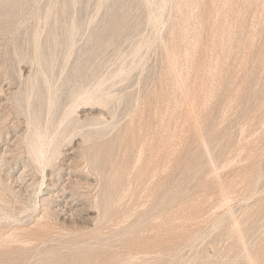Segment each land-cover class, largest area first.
I'll return each instance as SVG.
<instances>
[{
	"label": "rangeland",
	"instance_id": "rangeland-1",
	"mask_svg": "<svg viewBox=\"0 0 264 264\" xmlns=\"http://www.w3.org/2000/svg\"><path fill=\"white\" fill-rule=\"evenodd\" d=\"M82 263L264 264V0H0V264Z\"/></svg>",
	"mask_w": 264,
	"mask_h": 264
},
{
	"label": "bare ground",
	"instance_id": "bare-ground-1",
	"mask_svg": "<svg viewBox=\"0 0 264 264\" xmlns=\"http://www.w3.org/2000/svg\"><path fill=\"white\" fill-rule=\"evenodd\" d=\"M90 1V0H89ZM93 1V0H92ZM115 3V1H114ZM118 3V2H117ZM112 4V2H111ZM181 4V3H180ZM104 5V4H103ZM58 6V5H57ZM74 7V6H73ZM225 7V6H224ZM263 7V6H262ZM68 8V7H67ZM111 8V7H110ZM109 8V9H110ZM98 9V8H97ZM108 9V10H109ZM56 10V9H55ZM49 11V10H48ZM40 12V11H39ZM119 13V12H118ZM8 14V13H7ZM47 14V13H46ZM107 14V12H106ZM123 14V13H122ZM177 14V13H176ZM83 15V14H82ZM98 15V14H97ZM99 16V15H98ZM75 17V16H74ZM65 18V17H64ZM94 18H96V16H94ZM123 18V17H122ZM46 19V18H45ZM93 19V18H92ZM91 19V21H92ZM152 19V18H151ZM40 20V19H39ZM82 20V19H81ZM153 20V19H152ZM44 21V20H43ZM48 21V20H47ZM46 21V22H47ZM66 21V19H65ZM68 21V20H67ZM94 21V20H93ZM104 21V19H103ZM40 22V21H39ZM56 22V21H55ZM100 22V21H99ZM152 22V21H151ZM150 22V23H151ZM89 23V22H88ZM87 23V24H88ZM93 23V22H92ZM104 23V22H103ZM155 23V22H154ZM86 24V25H87ZM36 25V24H35ZM45 25V24H44ZM73 25V23H72ZM88 26V25H87ZM90 26V25H89ZM45 27V26H44ZM66 27V26H65ZM76 27V26H75ZM77 28V27H76ZM88 28V27H87ZM71 30V29H70ZM76 30V29H75ZM74 30V31H75ZM87 30V29H86ZM69 31V30H68ZM126 31V30H125ZM77 32V30H76ZM41 33V32H40ZM44 33V32H43ZM69 33V32H68ZM32 34V33H31ZM37 34V33H36ZM42 34V33H41ZM97 34V33H96ZM66 35V34H65ZM72 36H74V33L71 34ZM83 35V34H82ZM39 36V35H38ZM72 36H71V39H72ZM41 37V36H39ZM39 37H38V40H39ZM55 37V36H54ZM62 37V36H61ZM74 37H77V35L75 34ZM86 37V36H85ZM36 38V37H35ZM34 38V39H35ZM66 38V37H65ZM75 39V38H74ZM81 39V38H80ZM85 39V38H84ZM223 39V38H222ZM37 40V39H36ZM55 40V38H54ZM205 40V39H204ZM74 40H72V43ZM66 43V42H65ZM71 43V41H70ZM87 43V42H85ZM36 44V43H35ZM71 45V44H70ZM73 45V44H72ZM40 46V45H39ZM37 47V50L39 51V54H40V50L41 48L40 47ZM226 47V46H225ZM72 50V49H71ZM35 53V52H34ZM70 53V51H69ZM56 54V53H55ZM202 54V53H201ZM40 56V55H39ZM43 57V59L46 61L47 59V56H44L43 54L41 55ZM55 56V55H54ZM36 57V56H35ZM57 57V55H56ZM71 57V56H70ZM146 57V55H145ZM42 59V58H41ZM50 59V57H49ZM54 59H56L54 57ZM171 59V58H170ZM174 59V58H173ZM40 60V59H39ZM53 60V59H52ZM114 60V59H113ZM139 60V59H138ZM142 60V59H141ZM54 61V60H53ZM57 61V60H56ZM69 61V60H68ZM136 61V60H135ZM143 61V60H142ZM145 61V60H144ZM239 61V60H238ZM38 62V61H37ZM50 62V61H49ZM128 62V61H127ZM130 62V61H129ZM139 62V61H138ZM174 62V60H173ZM124 63V62H123ZM142 63V62H141ZM177 63V62H176ZM184 63V62H183ZM68 64V63H66ZM65 64V65H66ZM175 64V63H174ZM173 64V65H174ZM52 65V64H51ZM125 65V64H124ZM129 65V64H128ZM183 65V64H182ZM40 66V65H39ZM175 66V65H174ZM38 67V66H37ZM125 67V66H123ZM48 68V67H47ZM174 68V67H173ZM67 70V69H66ZM169 70V69H168ZM50 71V70H49ZM48 71V72H49ZM118 71V70H117ZM178 71V70H177ZM196 71V70H195ZM64 72V71H63ZM119 73H117L118 75H122L124 73H127L125 72V69H120L118 71ZM174 72V71H173ZM213 72V71H212ZM179 73V72H178ZM176 73V74H178ZM116 74V76H117ZM175 74V75H176ZM52 75V74H51ZM115 76V75H114ZM131 76V75H130ZM171 76V75H170ZM216 76V75H215ZM78 77V76H77ZM90 78V77H89ZM118 78V77H117ZM121 79V78H120ZM182 79V78H181ZM180 79V80H181ZM179 80V81H180ZM43 83L46 85V86H50V83H51V79H50V76L49 74H43ZM182 81V80H181ZM200 81V80H199ZM104 82V81H103ZM101 83V81H100ZM99 83V84H100ZM81 84V83H80ZM177 84V83H176ZM179 84V83H178ZM79 86V85H78ZM184 86V85H183ZM101 87V86H100ZM124 88V87H123ZM52 88H48V107H49V113L51 112V110L53 109V107H56L58 101L56 99V95H57V91L54 92V90L52 91L51 90ZM97 89V87H96ZM181 89H182V86H181ZM58 90V89H57ZM183 92V91H182ZM92 93V92H91ZM94 93V92H93ZM90 93H88L89 95ZM33 95V93H30L27 95V99H28V104H30V98L31 96ZM191 95V94H190ZM59 96H60V93H59ZM83 96V95H82ZM86 96V93L84 94V97ZM90 96V95H89ZM94 96L97 100H99L100 102H103V103H108L109 99H108V95L107 94H95L94 93ZM93 96V97H94ZM92 97V96H91ZM81 98L83 97H80L79 99L81 100ZM79 100V101H80ZM92 100V99H91ZM189 100V98H188ZM187 100V101H188ZM206 100V99H205ZM78 101V100H77ZM85 101V100H84ZM87 101V100H86ZM190 101V100H189ZM43 102V100H42ZM83 102V101H82ZM87 103V102H86ZM189 103V102H188ZM72 105V103H71ZM68 106V105H67ZM72 106H75L74 104ZM77 106V105H76ZM195 106V105H194ZM41 107V106H40ZM78 107V106H77ZM188 107V106H187ZM69 108V107H68ZM74 108V107H72ZM189 108V107H188ZM56 108H54L53 111H55ZM76 109V108H75ZM193 109V108H191ZM75 111V110H74ZM193 111V110H192ZM135 112V111H134ZM73 109H69L67 110L64 115H63V118H61L62 121H64L66 123V125H76V123H78L80 120L79 118H77V116H74L73 114ZM194 113V112H193ZM92 114V113H91ZM97 114V113H96ZM112 116V115H111ZM193 116V115H192ZM49 117V116H48ZM52 119V118H51ZM51 119L50 122H51ZM195 119V118H194ZM195 121V120H194ZM197 123V121H196ZM31 124V123H30ZM53 124V123H52ZM195 124V123H194ZM49 126V125H48ZM60 127V126H59ZM52 128V127H51ZM47 130V129H46ZM52 130V129H51ZM242 134V133H241ZM37 136V146H35V149H34V156H35V159L34 161L42 166L43 164L47 163L48 165L51 166V169H55L56 166H57V163H56V159H55V154H56V148H57V145L58 143L57 142H52L49 140V137H48V131L44 132V133H40L38 132L36 134ZM184 138V137H183ZM240 139V138H239ZM248 140V139H247ZM6 141V140H5ZM12 148V147H11ZM50 148V149H49ZM49 151H51L50 153H48ZM9 152V151H8ZM7 154V153H6ZM3 157V156H2ZM69 158V157H68ZM236 159V158H235ZM232 163V162H231ZM71 162L68 164L70 165ZM70 167V166H68ZM67 167V168H68ZM219 171V170H218ZM24 173H25V170L20 173L15 179H14V182L17 184L16 186H18V191H30L34 185V182L31 180V179H28L27 177H23L24 176ZM53 174V173H52ZM70 175V179L68 181V183H72L74 180L72 179L73 176V172L72 170H70V172L68 173ZM62 177H60L59 179L57 180H51L49 181L46 186H45V192L41 195L40 197V204L44 207V210L42 211L43 215L41 216V219L43 217H46V216H49V215H55V216H58L59 218L63 219V220H66L70 217H72L73 215H76V214H84L86 215V218L87 219H91L93 216L89 213V212H93V211H85V208L83 206H80V204L76 203L74 204V199L71 198L72 195H70V197H68V183L64 184L63 183H59L60 179H62ZM62 181V180H61ZM67 181V180H66ZM11 185V184H10ZM16 188V187H15ZM34 188V187H33ZM222 189V188H221ZM226 199V198H225ZM216 209V208H215ZM214 209V210H215ZM37 210V208L35 209ZM40 219V220H41ZM39 221V220H37ZM184 221V220H183ZM39 223V222H38ZM238 224V223H237ZM25 226V225H24ZM43 228L47 227L48 226V223H43L42 224ZM17 233L14 235V240L16 241H19L23 238H31V231L32 229L31 228H28V227H17ZM40 229V228H39ZM42 230V228H41ZM50 230V229H49ZM241 234V233H240ZM47 235V234H46ZM50 236V234H48ZM32 239V238H31ZM39 239V238H38ZM13 241V240H12ZM2 242V241H1ZM26 243V242H25ZM27 244V243H26ZM82 264H85V263H82Z\"/></svg>",
	"mask_w": 264,
	"mask_h": 264
}]
</instances>
